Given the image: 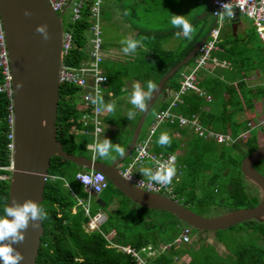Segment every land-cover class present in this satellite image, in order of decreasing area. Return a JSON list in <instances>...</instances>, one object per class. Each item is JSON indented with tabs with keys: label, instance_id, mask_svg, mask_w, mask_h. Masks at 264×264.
<instances>
[{
	"label": "trees",
	"instance_id": "trees-1",
	"mask_svg": "<svg viewBox=\"0 0 264 264\" xmlns=\"http://www.w3.org/2000/svg\"><path fill=\"white\" fill-rule=\"evenodd\" d=\"M94 1L83 0L80 18L71 21L67 17L65 24L62 25L63 31L70 35L69 48L62 56V64L65 66L78 67L88 59L92 23L89 8ZM148 1L144 10L150 14L167 12L165 15L167 25H174L169 23L173 0H146ZM191 1L190 5L200 6L199 10L202 13L207 10L210 0ZM183 8L185 5H180L179 10H176L177 14L179 11L181 16H185ZM133 14L134 21H139V15L135 11ZM205 17L190 22L192 29H195L190 38L185 37L182 28L170 33L137 31V40L142 41L144 50L121 67L108 68L101 59L100 68L106 77V84L100 96L105 104L115 102L116 105L114 112H102L101 130L103 129L104 132V127L105 129L112 127L104 138L109 139L113 144L126 147L140 110L121 106L124 80L135 79L146 91L147 82L156 83L161 75L189 50L193 42L198 41L205 34L207 29L203 22ZM236 21V17L231 20V22ZM139 24L144 25L146 22L141 21ZM170 34L179 36L180 44L174 50L164 49L160 44V40ZM237 39V35H233L230 31L227 39L219 38L217 42L219 50L212 54L217 60L228 61L230 69L237 76L236 81L230 83L224 77H211L202 70L197 76L198 87L210 96V100L206 101L193 91H186L180 96L181 102L171 109L173 114L188 119L195 116L202 127L227 134L234 141L225 145L203 139L187 126H178L176 120L161 122L150 139V150L173 156L172 166L175 167L176 174L170 183L171 198L199 215L202 214L193 208L223 212L252 207L258 201L256 188L245 181L239 172V162L243 156L264 143V128H261L263 141L260 144L252 130L255 127L250 124L255 120L254 102L264 98V86L259 84L250 86L241 73L257 71L264 74V46L252 58L249 54H244L247 50L243 47L245 44L240 38ZM237 41H240V45ZM193 58L194 56L164 82L160 99L153 104L145 117L138 140L145 135L156 113L166 108L170 93L179 87L180 72L187 64L192 65ZM80 92L76 86L66 83L59 85L55 119L56 140L67 154L93 157L95 160L110 163L111 158H101L95 151L96 143L104 139L102 131L94 142L92 154L87 147L93 142L92 128L88 121L83 124L80 119V116L87 112V108L79 102ZM7 105L8 100L0 93V165L9 163V151L6 147L9 142L6 137ZM130 110L135 113L131 119L128 118ZM245 131V136L240 140L239 134ZM165 132L171 138L170 146H161L157 143L161 134ZM128 157L122 161H126ZM253 166L264 176V158ZM78 169L80 168L61 157L50 158L42 200L39 203L47 213V219L41 222L42 234L34 264H134L127 254L116 249L112 244L129 245L135 249L147 244L151 245L156 254L147 259V264H264V223L254 220L244 221L225 230L230 231L233 227L244 226L245 231L253 235L257 243L238 241L233 237L227 239L225 234H221L223 230L214 231L215 240L225 247L224 255L219 254L205 241H197L196 246L188 243H173L180 233L178 220L165 211L147 209L136 204L133 210L117 207L114 211L108 212L98 225V230L86 231L84 224L88 218L76 201V198L81 201L86 198L81 185L74 179ZM5 174L8 176L9 172L6 171ZM7 189L8 178L0 180V215L6 207ZM70 190L74 195L70 194ZM106 190L111 192L108 202L114 194H119L130 202L110 183ZM107 201L103 207L108 205ZM92 204L94 209L89 208L91 216L99 208L98 204ZM158 213L165 215V218ZM165 226L169 227L168 231ZM110 231L113 233L105 238L103 235L108 236ZM167 244L165 249L158 248ZM183 255L188 258L185 262L180 261Z\"/></svg>",
	"mask_w": 264,
	"mask_h": 264
},
{
	"label": "water",
	"instance_id": "water-1",
	"mask_svg": "<svg viewBox=\"0 0 264 264\" xmlns=\"http://www.w3.org/2000/svg\"><path fill=\"white\" fill-rule=\"evenodd\" d=\"M25 10L31 15L25 16ZM66 10L55 13L47 0H0V21L11 76L13 118L6 206L13 200L23 203L31 199L40 203L50 158L58 156L77 167L102 172L110 185L128 200L147 209L171 214L178 220L179 228L187 226L196 231L214 232L248 220L264 223V176L253 166L264 158V143L243 156L239 162L242 178L257 190V203L252 207L231 209L214 216L199 215L168 195L143 190L130 183L119 171L121 161L130 154L139 137L150 108L161 96L164 82L193 57L214 26L210 8L197 16L201 18L208 15L211 18L205 34L193 42L189 50L157 80V88L147 102V110L139 112L124 156H118L110 163L67 154L56 140L62 15ZM39 25L48 26L49 40L44 41L36 32ZM231 27L233 31L234 24ZM95 202L99 207L105 203L102 198ZM41 234L42 225L36 230L30 226L25 232L24 242L14 246L25 257L21 264H34Z\"/></svg>",
	"mask_w": 264,
	"mask_h": 264
},
{
	"label": "built area",
	"instance_id": "built-area-1",
	"mask_svg": "<svg viewBox=\"0 0 264 264\" xmlns=\"http://www.w3.org/2000/svg\"><path fill=\"white\" fill-rule=\"evenodd\" d=\"M49 6L55 13L62 12L67 8V14L71 21L78 20L80 18V10L83 5V0H47ZM101 0H95L93 5L89 8L90 18L92 20L90 31L91 39L89 40V53L88 59L84 60L78 67H69L62 64V56L69 48L70 35L63 31L62 43H61V61L58 72V82L66 83L76 86L80 89L79 102L87 108L80 119L83 124L88 121L91 124V135L93 139H96L101 132V115L102 112H96V105L93 100L97 95H101L104 85L106 84V77L102 73L100 68L101 63V38H100V26H99V5ZM224 3H230L234 15L227 17L232 20L238 15H243L251 21L254 33L258 40L264 46V0H210L208 7L212 17L214 18V26L209 30L206 38L199 46L195 57L193 58L192 65L187 71L180 72L179 87L177 90L170 93V100L165 109L159 111L154 116V119L148 127L145 135L135 143L131 159L126 167L120 169V174L127 179L133 185L154 193H160L170 196L172 188L170 184H165L158 181L151 180L148 176L144 178H137L130 174L129 170L134 166H141L148 164V169L152 172H157L163 167L165 170L167 167L172 166L174 159L170 154H163L160 152H153L149 149L150 139L157 126L168 120L172 122L176 120L178 126H187L193 133L206 140H212L218 144H229L234 140L227 134L216 132L210 129L202 127L197 121L195 116L191 118H185L178 114H173L171 109L181 102L180 96L186 91H193L199 96L203 97L206 101L210 100V96L204 93L197 85V71L202 69L208 61L211 59L212 52L217 50V42L219 40V32L222 26L221 13L223 12L222 5ZM0 93L3 94L8 100L6 124L8 133L6 135L8 139L7 150L9 151V163L8 165H0V180L7 179L6 171L10 170L11 151H12V103H11V76L8 63L7 50L4 40V34L0 21ZM245 132L239 134V137L245 136ZM93 144L90 145L91 151L93 150ZM85 177H89L90 182L85 180ZM102 177V179H101ZM74 179L81 185L83 191L89 195H98L108 186V180L105 175L100 171H78L74 174ZM70 194L74 193L70 190ZM77 203L81 206L83 213L87 216L88 220L84 225L86 231L98 230V225L103 221V216L99 213L90 216L87 202H83L76 198ZM179 235L173 240V243H187L189 241V234L191 229L187 226H181L179 228ZM105 238L107 235H103ZM116 249L127 254L134 262V264H147V259L153 256L156 252L155 249L147 244L134 248L129 245L112 244ZM167 245H160L158 248L165 249Z\"/></svg>",
	"mask_w": 264,
	"mask_h": 264
},
{
	"label": "clouds",
	"instance_id": "clouds-1",
	"mask_svg": "<svg viewBox=\"0 0 264 264\" xmlns=\"http://www.w3.org/2000/svg\"><path fill=\"white\" fill-rule=\"evenodd\" d=\"M222 8V19L224 16L232 17L234 15L230 3H224ZM24 15L30 16L31 13L25 10ZM174 17L173 24L176 27H182L185 37L190 38L193 31L192 26L183 18V16ZM47 29V25H39L36 28V32L41 35L44 41L50 39ZM0 35H2V31H0ZM121 43L124 45L121 49L122 52L125 55H131L141 46L142 41L126 38L122 40ZM195 54L193 55L194 57ZM18 87H22V85H18ZM156 88V84L151 81L147 82L146 91L137 84L130 97V103L133 108L139 109L141 112L146 111L148 107L147 102L151 99ZM93 103L96 105L95 110L98 113L103 111L112 113L115 111V102L105 104L102 97L99 95L95 97ZM134 115L135 113L130 110L128 118L131 119ZM157 143L161 146H170L171 138L169 134L166 132L162 133ZM95 151L101 158L116 159V156L123 157L125 154V149L120 144H113L107 138H104L102 142L96 143ZM113 153L116 155H112ZM144 174L153 181L170 184L176 174V169L174 166H169L166 170L161 167V169L155 173L152 172L151 169H146ZM90 179L91 178L89 177H85V180H88L89 182ZM45 219H47V213L39 203L31 199H27L23 203L13 200L4 207L3 214L0 215V264H21V262L25 260V257L14 246L24 242L25 232L30 226L33 230H36L40 228L41 222Z\"/></svg>",
	"mask_w": 264,
	"mask_h": 264
},
{
	"label": "crops",
	"instance_id": "crops-1",
	"mask_svg": "<svg viewBox=\"0 0 264 264\" xmlns=\"http://www.w3.org/2000/svg\"><path fill=\"white\" fill-rule=\"evenodd\" d=\"M176 1L178 2L177 4H180L179 0H173L172 5L176 4ZM191 2H192L191 0H182V4L183 3H188L187 5L189 6V8H190V3ZM148 3H149V1L146 2V0H116V5L109 7L110 10H111V21L114 23L112 29L115 30V32H114L115 34H116V31L119 32V36L115 35L114 37L109 38L107 40V42H106V40H102V48H101L102 59L104 60V64L108 65V68L112 69V68L121 67V65L126 64V62L132 61V59L135 57V55H138L139 53H141L142 50H144V46H142V45L136 49V52L134 54H131V55H125L122 52V50H121L122 47H124V45H122L121 41L126 39V38L136 39L137 40V35H136L137 31L143 30V31L149 32V33H170V32H173L174 30H179L180 28H182V27H176L175 25L170 26V25H167V24L159 26V27H154L153 25H150V24L149 25L148 24H144V25L143 24H138L133 19V16H134L133 11H135L134 8L138 7L140 9V7H141L140 10L143 13L148 12L147 10H144V6L147 5ZM114 7L116 8V10L114 9ZM191 7H192L191 15H188V17L184 18L189 24H190V22H194L196 20V18H197V17L195 18V14H196L195 13L196 12L195 11V7H193V6H191ZM156 11L158 12V10H156ZM161 12H162L161 14L163 15V11H161ZM129 14L131 15L130 19L128 17ZM156 14H158V13H156ZM148 18H150V17H148ZM162 20H164V18ZM236 20H237L236 22H231V24H234L233 31H232V27L230 25V31L232 32L233 35H235V34L237 35L238 24H239L238 23V16H236ZM221 29H220V31H221ZM192 33H194V31H192ZM244 39H245V37L243 36L241 38V41L244 42L245 45H246V42L244 41ZM160 44H161V47H163L164 49L174 50L180 44L179 36L172 35V34L167 35V36H165V37H163L161 39V43ZM218 50L219 49L217 48L216 51H218ZM216 51H214V52H216ZM214 52H212V54ZM212 54H211V59L208 61V63L202 69L205 72H214V69L218 68L220 74H219V76L218 75L217 76L219 78L223 77V76H220V75H221V73H224V72H222L224 70H227L225 72L228 73V74H233L234 73V77H232L230 79L227 78V77H229V76H226L227 74L226 75L223 74L224 76H226L227 82L234 83L236 81V79H237V76H236L235 72H232V70L230 69L228 61L226 59L217 60L216 57H214ZM187 70L188 69H186V70L182 69V72L187 71ZM255 72H257V71H255ZM214 73H216V72H214ZM247 73L249 75H251L250 74L251 72H248V71H246L244 73L242 72L241 75L244 76V74H247ZM245 79L246 78L244 77V80ZM245 82L247 83L246 80H245ZM137 84L139 85V82L137 80H135V79H132V78H130V79L126 78L124 80V86L122 88L123 95L121 97L122 98L121 106H123V107L129 106L131 108L133 107L131 105V103H130V97H131V93L134 90V87ZM197 85H198V83H197ZM250 86H252V85H250ZM159 99H160V97L157 98V100H159ZM156 101L154 102V104L156 103ZM110 129H112V127H109L108 129L107 128L105 129V127H104V132H103V129L101 130L102 131L101 134H102L103 138L107 137V135H108L107 131L110 130ZM101 134H100V136H101ZM139 137H140V134H139ZM139 137H138V139H139ZM138 139H137V141H139ZM95 140L96 139H93V142H92L93 145H94ZM87 147L89 148L90 145H87ZM93 151H94V146H93V150L91 151V154L93 153ZM131 155L128 157V159L126 161H121V163L119 165L120 166L119 169H122V168L126 167V165L128 164V162L131 159ZM76 156H79V155H76ZM117 157L118 156H116V158ZM85 158H87V157H85ZM88 159L95 160L93 157L88 158ZM113 160L114 159H112L111 161H113ZM96 161H100V160H96ZM148 167H149L148 164H144V165H141V166H134V167H132L129 170V172L134 177L144 178V177L147 176V175L144 174V172H145L146 169H148ZM79 168L80 169H78L76 172H78V171H90V170H86V169L81 168V167H79ZM93 171H95V170H93ZM96 171H98V170H96ZM113 197L114 196H112L111 200L108 202L107 201L108 200V196L107 195H106V197H104V196L101 197L100 194H98V195H89V196L86 194V198H85V200L83 202L84 203L87 202L88 208L94 209V206H93L92 203H96L95 201L98 198H102L104 201H107L108 205L105 206V207H103L104 205L102 207H99L96 210V213H95V214H97V213L101 214L103 216V220H104L106 216L102 212V209H107L110 212V211H114L117 208L115 202H113ZM112 233L113 232L110 231L108 233V235H111ZM199 235H201V234L200 233L197 234L195 236V238H197V239L200 238L201 236L199 237ZM190 239H191V237H190ZM155 254L153 256H155ZM151 258H152V256H151ZM182 258H184V259L186 258L188 260V258L185 255H183L180 259H182Z\"/></svg>",
	"mask_w": 264,
	"mask_h": 264
},
{
	"label": "rangeland",
	"instance_id": "rangeland-1",
	"mask_svg": "<svg viewBox=\"0 0 264 264\" xmlns=\"http://www.w3.org/2000/svg\"><path fill=\"white\" fill-rule=\"evenodd\" d=\"M180 4H177L178 2L176 1V4H173L171 6V18H169V20H171L169 23H173L174 20V16H181V14L178 11V14L176 12V10H179L180 5L182 6V0H179ZM185 5V8H183V13L185 16H183V18L188 17V15H191L192 13V7L190 5H187V3H183ZM116 5V0H101L100 5H99V26H100V37L101 40H107L111 37H114L115 35L119 36V32L116 31V34L114 33L115 30H113V22L111 21V10L109 7ZM177 5V6H176ZM114 9L116 10V8L114 7ZM135 12L137 15H139V23H141V21L146 22V24H150L153 25L154 27H159L162 25H166L167 22L165 20V15L167 12L163 11V15L161 14H156V13H152L150 14L149 12H140V9L138 7H135ZM200 6L196 7L195 5V18L200 15ZM67 10L66 12L62 15V25L65 24L66 20H67ZM174 15V16H173ZM164 17V20L163 17ZM129 19L131 17V15H128ZM150 17V18H148ZM146 19V20H145ZM168 20V21H169ZM211 21L210 16H206L205 17V21H203L205 23V28H207L209 26V23ZM222 26H221V31L219 33V38H228L229 32H230V25H231V20L228 19L227 17L223 18L222 21ZM238 30H237V40H239V38L241 39L243 36L245 37L244 41L246 42V45L243 47H246V51L244 54H249L252 58L254 57V54L256 55L262 48L263 44L258 40V38L256 37L255 33H254V29L252 27L251 21L246 18L243 15H238ZM112 24V25H111ZM193 31H195V29L193 28ZM241 36V37H240ZM121 37V36H120ZM161 42V40H160ZM237 44L240 45V41H237ZM245 44V43H243ZM176 49V48H175ZM256 57V56H255ZM190 68V63L187 64L183 69H189ZM203 69L199 70V72L197 71V76L198 73H201ZM223 70V69H222ZM227 71V70H224ZM222 71V72H224ZM216 72V73H214ZM214 72H207L209 74V76H219L220 72L219 69L216 68L214 69ZM233 72V71H232ZM224 74L226 76H229L227 78H232L234 77V73L233 74H228L226 72H224ZM251 75L244 74V77L246 78L245 80L247 81L248 84L250 85H255V84H259L260 86H264V74H260L259 72H251ZM220 76H223L224 78H226V76L223 75V73H221ZM226 78V79H227ZM249 81V82H248ZM254 110H255V120L253 122H250L251 126L255 127L252 130L255 132L258 142L261 144L263 141L262 135H261V131L264 128V98H260L259 100H256L254 102ZM262 128V129H261ZM244 136L240 137V140L243 139ZM128 157V156H127ZM111 192L104 190L103 192L100 193V196H104L106 197L109 196ZM113 202H115L116 207H121L123 208V210H133L135 209V205L134 203H132L131 201L128 202L127 200H125L122 196H120L119 194H114L113 197ZM102 209V208H101ZM194 210H196L197 212H199L200 214L204 215V216H214L217 215L219 213H222L221 211H215V210H209V209H203V210H198V208H193ZM102 212L105 214V216L108 214V210L107 209H102ZM90 214V213H89ZM159 216H161L162 218H165V215L163 214H159ZM91 216V214H90ZM85 225V224H84ZM166 230L168 231L167 226H165ZM201 234L199 235L200 238H195V236L197 234ZM221 234H225L229 238H235L238 241H247V243H257L255 242L253 235H251L249 232L245 231V227L242 226L241 228L239 226L233 227L230 231L227 230H223ZM215 232H206V231H196V230H191L189 236L191 237V239L188 241L189 245L192 246H196V242H207L209 244H211L215 250L221 254L224 255L226 253L225 247L217 242L214 238ZM109 237V235H108ZM194 242V243H193ZM180 261L185 262L187 261V259L182 258L180 259Z\"/></svg>",
	"mask_w": 264,
	"mask_h": 264
}]
</instances>
